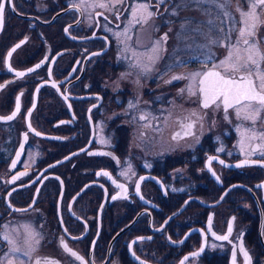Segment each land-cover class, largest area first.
Segmentation results:
<instances>
[{"label":"flooded vegetation","instance_id":"af4514ba","mask_svg":"<svg viewBox=\"0 0 264 264\" xmlns=\"http://www.w3.org/2000/svg\"><path fill=\"white\" fill-rule=\"evenodd\" d=\"M91 1L97 2V0H3L5 6L2 23H0V85H3L0 87V112L11 111V113L16 112V115L6 122H0V131L3 132V140L0 141V183L1 186L7 184L3 189L7 190L12 185L21 183V178L27 175H36L38 178L31 193H25L24 187H17L8 195L9 202L18 205L30 203L34 198L32 206L26 211L18 212L19 210L11 209L5 199L6 193H0V235L8 234L10 239L15 241V246L27 250L25 226H30V230L39 233V245L36 246L33 243L35 247L32 253L33 261L36 257H47L58 261L59 264H81V261L76 260L61 246V238H63L68 248L82 257L87 264H180L179 258L184 246L180 241L171 242L174 239L175 227L169 224V219L162 224L164 211L157 213L153 207L145 205L141 214H139L140 210L133 214L132 210L108 206L107 204L114 205L118 200L109 198L106 200L107 193H95V191L93 193H55L53 187L46 184L49 181L57 182L54 177L46 178L45 184L41 182L37 193H33L37 188L39 177L42 176L41 172L54 166L51 165L53 161L45 162L35 173L28 171L26 175L14 179L17 176L13 174L15 170L8 167L9 160L7 162V158L5 159V151L9 146L8 141L11 134L14 130L16 131L22 118H25L27 109L31 106L30 113L36 112L39 95L36 87L41 85L42 78L46 76L44 71L47 72L49 68L52 72L53 64L59 57L57 55L66 56L67 65L59 62L57 67L66 69L68 77L63 79L66 76L64 74V77L55 79L60 80L63 85L75 80L67 88L72 93L89 91L94 63H91L88 57L81 67V60L75 59L89 55V29L101 23L100 9L92 12L91 15ZM126 1L130 5L150 3L152 5L150 11L154 15L147 23L133 22L130 28L122 29L123 25L112 20L107 21L106 24L119 25L123 37L128 34L134 35L137 29L147 24L145 27L150 26L155 33V38L160 42L156 52L158 58L155 59L154 64L147 61L140 62L133 55V44L127 43L130 53L128 63L130 72L122 79L121 88L127 107L129 102L136 105L134 109L127 108L129 112L127 116L130 118L128 126L135 130L136 124L133 118L141 112L154 116L164 114L165 120L162 123L164 126L167 123L168 114L172 111L173 99L170 98L164 102L157 101L151 104L153 107L151 109L144 108L145 106L139 103L138 96L133 92L134 79H139L143 76L142 74L146 75L149 72L152 82L146 79L141 84L162 82L167 86H178L183 83L188 86L193 82L191 79L174 80L172 77L181 75L187 77L190 73L202 72L205 69L218 71L222 67L220 62L229 56L230 51L233 54V62H235L236 51L232 46L237 45L238 30L242 27L240 12L237 8L242 9L243 4L249 7L250 0H230L223 9L218 5L224 0H163V2L161 0H122L115 6L122 5ZM101 2L113 6L112 0H101ZM73 5L78 7L74 8ZM97 5L96 9L99 7ZM65 6L70 7L52 21L45 22L54 11ZM160 8L162 10L159 13ZM196 11L199 13H194ZM225 12L229 15H225ZM257 12L260 14V19L264 20V9L258 8ZM260 28L263 29L262 34ZM76 36L78 39L75 38ZM245 38L252 40L259 51L264 54V24L256 28L254 37L246 36ZM18 40L24 43H20V47L11 51L9 56L11 68H8L5 64L6 53ZM221 47L225 50L222 51ZM238 47L241 56L246 57L245 46L241 43ZM209 56H211V62H208ZM137 60L149 65V71L144 72L140 68L133 67L132 64ZM36 65L40 66L37 68ZM214 65L217 67H213ZM21 69L28 71L24 72L23 76H18L15 72ZM179 70L181 71L178 72ZM251 80L255 83L254 73H252ZM166 81L171 82L166 83ZM17 97H19L20 105L18 111ZM35 116L39 114L36 113ZM18 133L21 135V131ZM235 134L236 130L226 125L221 136L218 137L224 144L218 148L222 151L217 149L216 152L222 153L226 160H232L235 156L241 155L237 148L229 143ZM207 144L208 139L202 147ZM201 151L202 148H193L195 153ZM155 154L151 153L149 159ZM158 154L167 155L169 152L162 151ZM258 157H264V153L260 152ZM144 159L145 157L142 160ZM147 162L142 161V166H145ZM4 169L7 170L6 175H2ZM242 169L247 173L255 174L256 179L251 182L252 185L264 178L263 169L259 172L258 168L248 165H244ZM202 170L197 162L191 173L177 174L175 160H169L166 165L155 168L153 173L166 184L168 193H199V195L221 193L224 187L237 181L239 176H244L243 183H248L247 173L236 172L221 188L219 184L204 181ZM48 171H53V168ZM151 183L153 190L160 193L158 186ZM173 185H178V189L171 192ZM112 193L119 192L115 187H111L108 189V197ZM163 197L168 201L166 196ZM262 208L264 211V204ZM217 209L215 208L212 212L211 220H215V224L219 223V227L223 228L226 215L224 211L218 210V215L216 212L214 218L213 215ZM183 216L187 219H196L199 212L186 216L183 210ZM131 240H133L132 252L128 247ZM123 242L125 247H123ZM246 248L250 264H264V235L261 228L260 238L257 229V233L248 239ZM132 253H135V256ZM136 257L139 259L137 260ZM8 258L9 245L0 239V260H4L7 264ZM235 258L237 262L242 261L240 254ZM11 259L13 264H22V262L29 264V259L23 256V252L13 254ZM184 264H230L228 247L223 241L208 239L202 252L195 255L192 263Z\"/></svg>","mask_w":264,"mask_h":264},{"label":"rangeland","instance_id":"374dc122","mask_svg":"<svg viewBox=\"0 0 264 264\" xmlns=\"http://www.w3.org/2000/svg\"><path fill=\"white\" fill-rule=\"evenodd\" d=\"M98 1L101 2V0H98ZM247 8H249L248 5L243 4V7L241 10L246 12ZM161 10H162V8L159 9V13L161 12ZM194 13H199V12L196 11ZM158 15H160V14H158ZM158 15L156 16V18L158 17ZM106 23H107L106 17L101 18V27L105 26ZM146 25L147 24H145L143 27L137 29L135 31L134 35L128 34L124 38V43L133 44V51L135 53V56L137 57V59L140 62H145V61L150 62L148 60L149 54L156 56V52L150 53V49H151L152 44H154L157 41V39L155 38V33L153 32L152 28L150 26L145 27ZM100 33L101 32H97L96 34H100ZM110 36H111L109 38L110 45L104 50V52H106V53H104V54L95 53L92 55L94 62L95 61H101L102 59H104L107 62V64H105V67L101 69V73L97 72L95 74V77H94L95 80H97L99 78V76L101 75V80H102L101 90L107 92V96L106 95L102 96L101 100L99 101V103L101 102L99 104V106H97L95 109H94V107H92L91 110L89 111V113H90L91 119L94 118V114H101V117L104 119L103 120L104 125L107 124V120L109 122H112V123L114 121L119 120L120 124L118 125V128L120 130V136L123 138L124 143L127 146V151L130 154L132 152V150H138L140 148L141 149L143 148L142 147L143 146V139L147 138V135H145L143 133H139L138 128L140 126L135 121V119H134L135 124H136L135 130H134V128L129 127L128 124L124 121L126 119L127 115L129 114V112L126 108V102L120 103V98H118V97H120V92H122V91L121 90L116 91V86L122 81V79H124L126 77L122 74H123V72L128 70L129 66H128V63L125 62L120 55L115 54L113 56L112 50H110V47L112 44V39L114 37H117V36H115L114 33H111ZM128 37H131V39H128ZM90 40L92 43H98L99 42V40H97L96 38H93V37H90ZM217 48L219 49V45H217ZM221 50L224 51L225 48L221 47ZM225 61H226V63H229L226 59H225ZM223 68L224 69L229 68V65H227V64L223 65ZM136 72H138V71H136ZM197 72H199V71H197ZM142 75L143 76L140 77L139 79H134V85L135 86H133V92L138 97H141V99L144 100V102H145L149 99L150 95L152 93H154V91L156 90V86L152 83L141 84V82L145 81L146 79L149 80L150 82H152V80L150 79L151 73L147 72L146 75L145 74H142ZM194 82L195 81H193L191 84L186 86V89H185L186 92H188L189 87H191L192 92L197 93L198 88H197V86L195 87V84L197 82H195V83ZM145 85H148L149 88L146 89ZM172 87L174 88V86H172ZM112 94L116 95V97L118 99H111ZM195 97H196V94L191 95L190 98H185V99H180V100L177 98H174L172 106H171L172 110L173 111L175 110L176 112L182 113L184 108L189 109V107L191 106L192 100ZM87 101H90V100L87 99ZM164 101H165L164 99H161L159 102H164ZM155 102H157V101H155ZM143 105L145 106V104H143ZM212 111H213V109H212ZM221 113L225 117L226 114L223 111V109L221 110ZM231 113H232V108L228 109L227 119L229 118ZM80 120L84 121V119H80ZM96 120L98 121V119H96ZM97 123L98 122H94L96 128H97ZM147 127H148V130L160 132L159 127H158V129H155V130L151 129L150 125H148ZM2 133L3 132L0 131V141L3 140V134ZM68 134H71V133L69 132ZM194 140H195V138L192 136H181L179 138H171L169 133L160 132L157 135L156 139L152 141V143H155V144H153L152 147L148 146L147 149L145 150V153L150 154L149 152L152 150H159L162 152V151H165L166 149H173V151H174V148H177L179 146L186 147L188 145L193 144ZM86 142L87 141H85V143ZM94 145H95L94 143L91 144L89 142L84 150L77 152L73 156H71V158L74 157L76 162L73 164L72 167H70V166H68L69 163H67V161H66L65 164L63 165L65 172L67 169L69 171L72 170L76 166V164H78V161H80V159L82 157V153H84V151L86 149H88L89 147H93ZM28 152H29V150H28ZM169 154H172V152H169ZM5 159H6V155H5ZM193 161H194V163H196L198 161V158L197 157L194 158ZM202 162L199 161V165H201ZM186 167H187L186 158L184 156L179 157V161L176 163V169L184 171L186 169ZM191 169H192V165L190 166V170L187 173H190ZM225 172L228 173L229 171H225ZM6 173H7V170L4 169L2 171V175H6ZM77 173H80L82 175L80 177V179H81V182H83L81 184V186H83V187L81 188L82 191L80 193H87V192L93 193L95 190H96L95 193H102L103 192L102 186L100 187V184H96L95 186H93L87 180L89 177L92 176L91 168H89V167L86 169V171H84V170L70 171V173L64 174V178L69 179L71 182H73V181H75V176L77 175ZM183 174H186V173H183ZM208 174L209 173L205 169L202 173L204 181H205V176ZM244 180H245L244 176H239L237 181H240L243 183ZM96 181L101 183L105 187V190H106L105 181L102 178H101V180L96 179ZM224 184H225V182L222 180L219 185L222 188V187H224ZM246 186L248 188H245V187L239 188L236 185H233L231 187H229V186L224 187L223 191L219 194V198H217V200H215V201L209 200V202L203 203V205H200V206L202 208H204L206 205H209V206H212V207H215L218 209L222 208L223 211L226 212L228 209L227 201L229 198H233V199L237 200L242 206L253 211L254 215H256L257 209H256L255 202L253 200V196L255 197L257 202L259 203V207L262 210H263L262 205H263L264 201L257 195L254 187H252L250 185V183H249V185H246ZM76 190H77V186L75 185L67 193H73ZM251 193H253V196L251 195ZM217 195L218 194H215L213 197H216ZM134 197H135V199H137L135 195H134ZM107 205L112 206L116 209H125V207L122 205V200L117 201L114 205H112V204H107ZM184 209L186 210L187 207ZM157 210L161 211V208L159 207V208H157ZM182 215H183V210H179L173 216L174 217H181ZM217 215H218V212H217ZM263 217H264V213H263ZM174 223L178 224V222L175 220H174ZM261 232L264 235V218L262 220ZM172 236H173V234L171 233V237ZM184 244H185V242L182 243V245H184ZM123 247H125L124 242H123Z\"/></svg>","mask_w":264,"mask_h":264},{"label":"snow or ice","instance_id":"6c2138e0","mask_svg":"<svg viewBox=\"0 0 264 264\" xmlns=\"http://www.w3.org/2000/svg\"><path fill=\"white\" fill-rule=\"evenodd\" d=\"M122 0H112V5L115 6L116 3H120ZM163 2V0H161ZM230 2V0H224L223 3H220L218 6L223 9L226 7L227 3ZM4 2L3 0H0V23H2L3 18V11H4ZM97 6L99 7H108L109 5L107 3H99ZM72 7H78L77 5H73ZM140 9H142L144 12H146V15H140L138 19H136L134 22L136 23H147L148 20L154 15L152 11H150L152 5L150 3H142L138 6ZM264 9V0H250L249 3V11L245 12L242 11L239 7L237 8V11L240 12V24L242 27L239 28L238 32L239 35L237 37V45L232 46L235 48L236 55H235V62L231 63L230 65V71L232 73L231 76H225L222 75L220 72L216 71H204V72H194L190 73L187 77L181 75V76H173L172 79L178 80V79H191L193 81H196L200 87H199V93L202 96V99L200 100V106L203 109H209L212 107L219 108L221 107V103L223 106V109L225 111V118L227 119V112L228 109L233 108L236 111L237 117L239 118L241 115V106L247 105L248 107H251L253 105V102L256 103V112L257 114L259 111L264 110V92H259L256 90V86L251 79H246L244 76L236 77L235 73L240 72L242 69L245 68H252L253 66L256 68L259 76L260 81V88L264 89V73H259V65L261 61H264V54H262L256 44L248 39L247 37H254L255 36V30L256 28L264 24V20L260 19V14L257 12V9ZM225 15H229V13L225 12ZM133 16H136V12H133ZM117 37L122 35L121 33H115ZM126 35V33H125ZM128 39H131V37H128ZM166 39V36H165ZM24 41H21V44H23ZM159 41H156L154 44H152L150 53H155L158 51V45ZM243 44L244 51L247 53L246 57L241 56L240 54V48L238 47L239 44ZM20 47V45H16L15 48ZM15 48L12 50L14 51ZM11 55V51L8 54ZM135 56V53L133 54ZM258 57V59H257ZM157 56H153L151 54L148 55V60L150 63H155V59H157ZM228 62L233 61V54L230 51L229 56L226 58ZM208 62H211V56L208 57ZM226 61H221V66L225 65ZM40 65H36L38 68ZM133 67L140 68L142 71L147 72L149 71V65H145L140 63L138 60L132 64ZM213 67H217L214 65ZM29 71H32L29 69ZM225 71H229V69H225ZM250 74V73H249ZM18 76H23V72H18ZM125 75V74H122ZM171 81H166V83H170ZM0 87H3V85H0ZM181 93H183L185 90L181 89ZM188 92L190 95H195L196 93L192 92L191 87H189ZM19 97H17V111L19 110ZM129 109H134L136 107L135 104L132 102H129ZM16 115V112H13L11 116L7 117L6 119H12ZM193 116L196 115L195 112L192 113ZM256 116L251 115H245L244 119L246 120H252L255 122ZM140 119H144L143 116L140 117ZM196 121H190L186 128L188 131H185L184 135H193L191 132V129L195 126ZM248 131V130H246ZM39 135V133H37ZM175 138V137H174ZM254 138V137H253ZM261 138H264V133L261 134ZM102 144L109 143L107 140H101ZM218 151H222V149H218ZM107 155H110V153H106ZM19 155V153H18ZM213 159H217L216 157H209V164ZM15 161H13V166H15ZM221 164H223V161H220ZM254 163L253 161L244 160L241 161L240 164L236 165L237 167H240L242 165ZM26 174V173H23ZM101 173H98L100 175ZM104 175H108V173H103ZM18 177H15L16 179ZM143 179V177L141 178ZM217 179H219L217 177ZM121 188H123V185H120ZM137 185V189H138ZM115 199V197H113ZM211 219V218H210ZM234 219V218H233ZM232 231V224L229 222L228 226V233L230 234ZM25 235L26 240L25 243L27 245V250L21 249L20 247L15 246V241L10 239L8 234L0 235V239L7 242L9 245V258L7 259V264H13V260L11 259V256L15 253L23 252V256L27 257L29 259V264H59L58 261H55L52 258L47 257H36L35 260H32V253L35 251V247H33V243L38 246L39 245V233L35 232V230H30V226H25ZM215 235V233H213ZM218 240H228V235H222L216 237ZM143 239V238H138ZM61 246L64 248L66 252H69L71 256L75 257L76 260L81 261V264H87L86 261L83 260L82 257H80L76 252L72 251L68 248L66 242L61 238ZM202 250V249H201ZM240 251L243 253L245 257L246 264H250V257L248 256L247 251L243 248L241 245ZM133 256H135V253H132ZM191 255L195 256L198 255V253H192ZM233 257L235 258V251L233 252ZM138 260L139 257H136ZM188 257H184V260H187ZM184 260L180 261V264H184ZM0 264H5L4 260H0ZM23 264V262H22ZM233 264H235V259L233 260Z\"/></svg>","mask_w":264,"mask_h":264},{"label":"trees","instance_id":"16d2710c","mask_svg":"<svg viewBox=\"0 0 264 264\" xmlns=\"http://www.w3.org/2000/svg\"><path fill=\"white\" fill-rule=\"evenodd\" d=\"M189 194H193V193H182V195H183V198L185 197V196H187V195H189ZM195 194H198L199 195V193H195ZM214 195V193H204L203 194V198H208V197H212ZM211 199H213V198H211Z\"/></svg>","mask_w":264,"mask_h":264}]
</instances>
